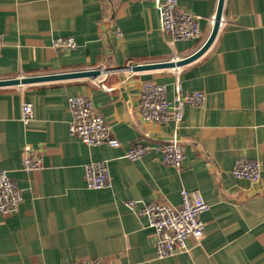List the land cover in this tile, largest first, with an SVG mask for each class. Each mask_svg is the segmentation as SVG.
<instances>
[{
    "label": "crops",
    "instance_id": "obj_1",
    "mask_svg": "<svg viewBox=\"0 0 264 264\" xmlns=\"http://www.w3.org/2000/svg\"><path fill=\"white\" fill-rule=\"evenodd\" d=\"M219 0H179L199 16L201 35L170 42L154 0H0V78L103 68L79 77L0 86V169L23 189L19 207L0 214V264H59L100 258L105 264H264V0H225L210 47L176 67L133 70L130 64L177 60L197 51L212 32ZM73 37L70 49L58 38ZM147 81L167 97L180 81L203 91L202 105L185 106L179 126L146 120L139 98ZM84 94L121 144L88 145L69 131V97ZM34 116L22 118V104ZM178 139L181 168L150 149L126 157L135 142ZM43 167L23 168L24 147ZM240 157L258 159L257 181L236 178ZM106 160L111 186L89 188L85 165ZM198 189L209 208L204 233L187 251L156 255L155 231L130 199L181 202Z\"/></svg>",
    "mask_w": 264,
    "mask_h": 264
},
{
    "label": "built area",
    "instance_id": "obj_2",
    "mask_svg": "<svg viewBox=\"0 0 264 264\" xmlns=\"http://www.w3.org/2000/svg\"><path fill=\"white\" fill-rule=\"evenodd\" d=\"M160 14L161 28L170 42L181 39L196 38L201 35V16L180 7L179 0H154ZM215 18V17H214ZM214 18L211 21L214 22ZM222 23V20H221ZM4 41L0 33V46ZM56 46L70 49L77 45L73 37H60ZM130 64L129 67H132ZM102 70H104L102 68ZM205 101L203 91H185L180 81L174 84V95L167 97L164 84L154 81L144 83L139 98V111L146 120L158 123L173 122L179 126L185 106L202 105ZM71 119L69 131L78 136L88 145L107 143L111 146H120V140L112 133L111 126L103 114L95 107L92 99L84 94L69 97ZM34 116L33 103L25 101L22 104V118L30 121ZM160 151L161 160L176 169L181 168L184 158V147L176 138L165 144L152 146L135 142L126 151V157L137 159L150 149ZM43 167V156L34 152L30 145L24 147L23 168L35 170ZM232 174L236 178H246L257 181L261 176V162L258 159L240 157L236 160ZM85 181L89 188L111 186L110 171L106 160H91L85 165ZM23 200V189L7 173L0 169V214L15 211ZM130 208H137L145 215L149 225L155 231L156 255L159 258L181 253L189 249L188 241L191 238L201 239L204 233V221L201 214L209 208L198 189L181 190V202L172 205L159 201H142L130 199L127 201ZM59 264H105L100 258L74 259Z\"/></svg>",
    "mask_w": 264,
    "mask_h": 264
},
{
    "label": "water",
    "instance_id": "obj_3",
    "mask_svg": "<svg viewBox=\"0 0 264 264\" xmlns=\"http://www.w3.org/2000/svg\"><path fill=\"white\" fill-rule=\"evenodd\" d=\"M224 1L225 0H219L218 9L214 18V25L212 32L209 35L208 39L205 41V43L197 51L181 59L141 63V64L133 65L130 68L133 70H147V69H155V68L176 67L191 62L196 58H198L210 47V45L217 36L222 20ZM102 72L103 70L101 68H90V69L62 71L56 73H44V74H36V75L7 77V78H0V86L20 85L27 83L62 80V79L79 78V77H91V76L97 77Z\"/></svg>",
    "mask_w": 264,
    "mask_h": 264
}]
</instances>
